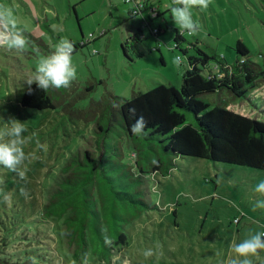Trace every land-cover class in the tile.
I'll use <instances>...</instances> for the list:
<instances>
[{
    "label": "rangeland",
    "instance_id": "1",
    "mask_svg": "<svg viewBox=\"0 0 264 264\" xmlns=\"http://www.w3.org/2000/svg\"><path fill=\"white\" fill-rule=\"evenodd\" d=\"M152 1L162 3L160 15L153 20L154 27L161 29L160 53L149 50L155 38L144 28L147 39L140 44L144 55L138 58L129 52L128 61L121 44L132 29L146 22L142 13L147 18L155 16L143 11L129 18L134 0H0V6L14 10L17 26L25 29L28 41L24 50L0 46V130L14 119L23 124L26 154L20 166L25 170L23 179L0 165V223L4 222L2 205L10 209L13 200L19 203L12 208L18 216L7 218L14 222L8 226L12 231L0 228V240L7 243L5 256L15 259L19 255L15 253L35 244L39 248L33 256L41 257L38 264H231L239 259L232 251L233 243L264 232V209L254 208L257 199H264L254 191L264 180V169L193 156L176 158L166 175L155 172L143 178L139 198L150 208L125 228L117 227L124 232L126 244L111 250L109 263L92 256L75 260V246L62 222L42 214L50 196L71 174L65 166L73 159L83 160L86 150L99 155L96 126L90 117L104 98L129 99L157 84L180 88L187 61L174 47L173 29L180 31L183 46L196 43L209 54L215 51L224 56L229 64L235 62L234 47L241 41L248 57L264 68V0H209L207 8L194 6L192 16L200 25L196 35L174 23L175 0ZM63 40L86 43L72 53L77 70L74 88L55 95L53 109L22 107L26 81L34 75L38 60ZM189 52L194 49L190 47ZM176 57L183 61L179 68ZM89 84L92 90L77 98ZM199 99L211 106L227 104L237 113L264 120V85L245 99L233 100L227 90ZM146 250L152 255L146 257ZM250 258L253 264H264V250Z\"/></svg>",
    "mask_w": 264,
    "mask_h": 264
},
{
    "label": "trees",
    "instance_id": "2",
    "mask_svg": "<svg viewBox=\"0 0 264 264\" xmlns=\"http://www.w3.org/2000/svg\"><path fill=\"white\" fill-rule=\"evenodd\" d=\"M141 13L138 5L128 10L129 18ZM159 15L160 12L147 18L142 13L146 22L132 29L121 44L126 60L130 61L129 52L138 58L144 55L140 47L147 39L144 28H148V36L155 38L149 50L160 53L157 37L161 29L153 25ZM173 31L174 47L187 61L180 88L157 84L129 99L116 95L104 98L90 117L96 126L99 155L86 150L83 160L73 159L68 163L65 169L71 174L43 207V216L53 217L64 225L69 242L75 246L73 257L77 261L92 256L109 263L111 250L126 244L124 232L117 227L125 228L150 208L139 198L143 193V178L155 172L168 174L178 157L193 156L264 169V120L237 113L228 109L227 104L211 106L199 99L203 94L221 90H227L233 100L245 99L250 91L264 85V68L248 57L249 52L241 41L234 47L235 62L229 64L224 56L215 51L209 54L196 43L183 46L180 31ZM84 42H72L73 52L85 47ZM190 47L193 53L189 52ZM73 88V81L67 87L46 91L35 84L29 91L26 85L20 103L24 108L53 109L55 95L68 93ZM92 88L89 84L76 97L85 96ZM140 117L144 119L142 134H133L131 126ZM17 205L16 200L10 209L2 205L6 221L3 219L0 223L1 230L12 231L8 226L14 222L7 218L18 216L12 210ZM6 244L0 240V264L39 263L37 260L41 257L33 256L38 252L34 249L39 248L35 244L15 253L19 254L15 259L2 254Z\"/></svg>",
    "mask_w": 264,
    "mask_h": 264
},
{
    "label": "clouds",
    "instance_id": "3",
    "mask_svg": "<svg viewBox=\"0 0 264 264\" xmlns=\"http://www.w3.org/2000/svg\"><path fill=\"white\" fill-rule=\"evenodd\" d=\"M208 3L209 0H180L179 3H174L171 7L174 23L181 31L196 35L200 25L193 19L192 8L194 6L207 8ZM24 30L17 26L14 10L0 6V46L24 50L28 44L23 34ZM72 53V43L63 40L55 46L51 54L41 57L36 64L34 75L26 81L28 90L31 91L32 84L45 91L67 87L77 76ZM174 63L179 68L183 61L181 57H176ZM143 128L144 119L140 117L131 126V131L133 134L141 135ZM24 132L23 124L15 119L6 128L0 130V137L7 138L0 139V165L16 172L21 179L25 176V170L20 167L26 159L23 149L25 138L22 134ZM254 191L264 196V180L255 185ZM254 208L264 209V199H257ZM261 250H264V232H258L239 243H233L232 251L239 259L232 260L231 264H253L250 257L258 255ZM144 255L151 256L152 251L146 250Z\"/></svg>",
    "mask_w": 264,
    "mask_h": 264
},
{
    "label": "flooded vegetation",
    "instance_id": "4",
    "mask_svg": "<svg viewBox=\"0 0 264 264\" xmlns=\"http://www.w3.org/2000/svg\"><path fill=\"white\" fill-rule=\"evenodd\" d=\"M138 7L139 11H144L147 14H153L155 15L156 13L160 12V7L162 3L160 1L154 2L152 0L146 1V0H138Z\"/></svg>",
    "mask_w": 264,
    "mask_h": 264
},
{
    "label": "built area",
    "instance_id": "5",
    "mask_svg": "<svg viewBox=\"0 0 264 264\" xmlns=\"http://www.w3.org/2000/svg\"><path fill=\"white\" fill-rule=\"evenodd\" d=\"M127 1H129V0H127ZM138 0H135V6H137L138 5Z\"/></svg>",
    "mask_w": 264,
    "mask_h": 264
},
{
    "label": "crops",
    "instance_id": "6",
    "mask_svg": "<svg viewBox=\"0 0 264 264\" xmlns=\"http://www.w3.org/2000/svg\"><path fill=\"white\" fill-rule=\"evenodd\" d=\"M77 42V41H76Z\"/></svg>",
    "mask_w": 264,
    "mask_h": 264
}]
</instances>
